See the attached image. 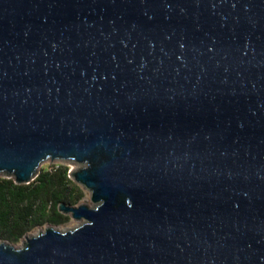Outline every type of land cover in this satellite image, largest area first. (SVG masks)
<instances>
[{
    "label": "water",
    "instance_id": "95a60500",
    "mask_svg": "<svg viewBox=\"0 0 264 264\" xmlns=\"http://www.w3.org/2000/svg\"><path fill=\"white\" fill-rule=\"evenodd\" d=\"M46 162L92 206L0 264H264V0H0V177Z\"/></svg>",
    "mask_w": 264,
    "mask_h": 264
},
{
    "label": "trees",
    "instance_id": "16d2710c",
    "mask_svg": "<svg viewBox=\"0 0 264 264\" xmlns=\"http://www.w3.org/2000/svg\"><path fill=\"white\" fill-rule=\"evenodd\" d=\"M75 191L68 168L62 165L41 171L28 185L0 177V239L15 243L44 223L63 224L58 205L74 202Z\"/></svg>",
    "mask_w": 264,
    "mask_h": 264
},
{
    "label": "rangeland",
    "instance_id": "374dc122",
    "mask_svg": "<svg viewBox=\"0 0 264 264\" xmlns=\"http://www.w3.org/2000/svg\"><path fill=\"white\" fill-rule=\"evenodd\" d=\"M56 165H62V166L67 167L68 172L71 171L72 169H76V167H77L76 165L69 164V163H57V162L48 163V162H46V163L41 165L40 172L52 170V168H54V166H56ZM75 187H76V191H75L76 198H75L74 202H72L68 205H70L72 207H78L80 205H86V204H84V201H85V199H88L89 204H87L86 206L91 207L92 202H91V198H90V193L87 190H85L83 187H81L77 184H75ZM60 214L62 215V217L65 220V222L63 224L51 225L48 223H44L41 226L36 227L33 230L27 232L22 238H20L17 242L12 243V244L20 246L25 241L26 237L34 235L40 231H43L48 227H53V228H57L61 231H65V230L73 229L81 223V221H77V220L73 219L69 214H62V213H60Z\"/></svg>",
    "mask_w": 264,
    "mask_h": 264
},
{
    "label": "bare ground",
    "instance_id": "6f19581e",
    "mask_svg": "<svg viewBox=\"0 0 264 264\" xmlns=\"http://www.w3.org/2000/svg\"><path fill=\"white\" fill-rule=\"evenodd\" d=\"M84 204H86V205L89 204L88 199H85Z\"/></svg>",
    "mask_w": 264,
    "mask_h": 264
},
{
    "label": "flooded vegetation",
    "instance_id": "af4514ba",
    "mask_svg": "<svg viewBox=\"0 0 264 264\" xmlns=\"http://www.w3.org/2000/svg\"><path fill=\"white\" fill-rule=\"evenodd\" d=\"M6 241V240H5ZM9 242V241H8Z\"/></svg>",
    "mask_w": 264,
    "mask_h": 264
}]
</instances>
